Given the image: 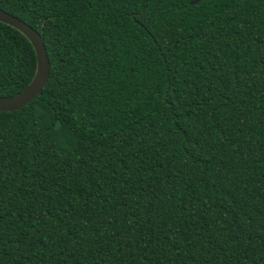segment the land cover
Wrapping results in <instances>:
<instances>
[{"label":"trees","instance_id":"obj_1","mask_svg":"<svg viewBox=\"0 0 264 264\" xmlns=\"http://www.w3.org/2000/svg\"><path fill=\"white\" fill-rule=\"evenodd\" d=\"M190 1L0 0V264H264V0Z\"/></svg>","mask_w":264,"mask_h":264},{"label":"water","instance_id":"obj_2","mask_svg":"<svg viewBox=\"0 0 264 264\" xmlns=\"http://www.w3.org/2000/svg\"><path fill=\"white\" fill-rule=\"evenodd\" d=\"M199 1L192 0L190 3L195 4ZM0 22L20 31L29 40L36 55V71L29 84L15 95L0 96V111H15L27 105L42 91L49 78L50 63L43 37L35 28L2 9H0Z\"/></svg>","mask_w":264,"mask_h":264}]
</instances>
